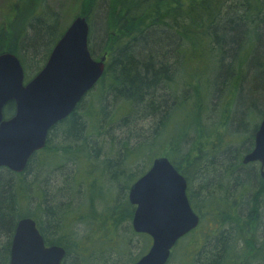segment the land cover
Here are the masks:
<instances>
[{
    "label": "trees",
    "instance_id": "trees-1",
    "mask_svg": "<svg viewBox=\"0 0 264 264\" xmlns=\"http://www.w3.org/2000/svg\"><path fill=\"white\" fill-rule=\"evenodd\" d=\"M95 1L83 0L77 15L86 17L89 24L90 53L94 56L98 49L99 57L106 55L104 72L96 84L98 111L88 109L79 120L76 113L71 114L60 127L63 145L52 149L51 139H47L41 154L42 167L55 162L58 156L87 163L86 144L91 134L89 129L86 133V122L96 130L97 121L107 117L103 103L120 99L135 112L141 107L146 114L149 109L155 122L151 133L138 136L128 156L143 155L138 152L147 148L144 155L149 156L152 145L158 143L152 160L168 158L186 179L193 210L201 217L210 215L219 224L216 231L210 229L202 235L208 238L211 234V241L205 240L201 250L193 251V256L199 254L190 264H264V240L258 247L249 241L259 221L264 231V178L254 167L241 164L242 155L253 146L254 133L264 115V0H109L111 9L106 10L102 25L101 48L91 45L94 22L90 8H94ZM22 16L18 14L20 19L14 24L0 29V53L14 54L25 70L24 57L30 54L32 59L47 47L42 59L45 62L63 32L55 35L45 19L35 17L28 24L29 33ZM19 20L20 26L15 29ZM216 101L221 103L219 119L211 121ZM13 112V103H8L4 116ZM178 112H182L180 120ZM115 116L108 118L113 120ZM126 118L124 114L118 120L125 122ZM227 134H232L228 137L238 145L236 150L223 142L222 136ZM227 152L233 159L221 179L216 170L223 168L224 163L217 158ZM152 160L138 177L147 171ZM33 161L21 175L0 171V235L6 237L0 264H8L11 238L21 218L36 221L46 245L65 250L61 264L79 246L67 227L72 215L58 206L56 210L45 194L32 205L30 190L34 184L23 175L31 170ZM103 164L100 175H107L110 180H117L118 170L124 174L120 167L109 170L106 160ZM208 170H212V175L206 173ZM194 178L200 186L195 193L190 189ZM134 181L125 183V188L129 189ZM93 186H89L90 192ZM100 195L97 192L96 197ZM133 212L134 206L125 197L124 202L114 204L109 219L116 227L130 222ZM233 237L245 247L248 241L247 245L253 246L251 254L244 253L243 246L239 249Z\"/></svg>",
    "mask_w": 264,
    "mask_h": 264
},
{
    "label": "rangeland",
    "instance_id": "rangeland-1",
    "mask_svg": "<svg viewBox=\"0 0 264 264\" xmlns=\"http://www.w3.org/2000/svg\"><path fill=\"white\" fill-rule=\"evenodd\" d=\"M82 3L83 0H0V29L9 23L14 24L19 18L18 14L22 13L21 20L23 24H27L25 26L27 32L29 30L31 33V28H28L30 20L37 17L45 19L50 28H54V34L59 35L81 10ZM108 3L109 0H96L94 8H90L92 10L90 17L94 22L91 45L94 44L100 48L104 43L102 41V25L106 20V10L111 9ZM21 20L15 24V29L19 28ZM46 48L43 47L38 55L32 59L30 54L24 57L27 79L33 77L44 64L42 59ZM95 51V55L92 56L97 59L99 58V51L98 49ZM97 94L98 88L95 86L85 96L77 112L82 114L88 109L91 112L98 111ZM103 104L107 117L97 121L96 130L94 125L86 122V133L89 129L91 134L90 140L88 139L89 142L86 144V152L89 153L87 163L84 160L75 163L74 159L66 160L58 156L55 162L47 163L45 167H42L40 161L44 156L39 155L37 158L39 166L35 167L34 170L32 166L31 170L23 175L25 179L34 184L30 190L32 205L40 201V198L42 199L43 194H45L47 199L56 206V210L58 206L66 214L72 215L68 218L67 227L69 232L75 234L79 246L67 255L65 264H129L134 258L147 251L150 245L147 236L133 233L130 222H121L118 226L113 227L109 217L114 204H120L122 201L124 202L125 197L127 198L128 188H125V183L128 185L134 179L136 180L141 170L148 167L149 159L152 160L153 158L151 155H155L158 151L156 148L160 145L158 146L156 143L152 145L154 148L149 153L150 158L144 155H147L149 148L141 149L138 152V154L143 155L134 154V158L128 156L131 155L130 149L135 146L138 136L141 138L142 133L144 135L151 133L155 122L153 117L149 115L150 112L147 111L149 109L146 110V114L141 107L135 112L129 104L121 103L120 99H117L116 103ZM216 104L217 109L213 112L211 121L219 119L217 115L221 103L216 101ZM101 113L103 112L101 111ZM124 114L128 117L127 120L125 122L118 120ZM109 115H116L115 119L109 120ZM177 118L179 120L182 118V112H178ZM234 124L236 123L234 122ZM61 134L60 128L52 132L49 143L52 149L63 145ZM231 135H223L222 139L225 144L227 143L232 147V150H236L238 145L228 137ZM147 140L150 141V136ZM217 159L224 163L223 168L216 170L218 173L216 176L222 179L225 177V170L232 163L230 160L233 159V156L227 152V154L218 156ZM105 160L108 162L109 170L120 167L124 169V174L118 170L117 180H110L107 175H100ZM206 173L212 175V170H208ZM127 174L130 175L126 177ZM131 177L133 180H129ZM92 184L94 185L93 191L90 192L92 189L89 190V186ZM199 187L197 178H194L191 182V191L198 192ZM97 192H100V198L96 197ZM262 206H264V202H262ZM90 216L93 218L91 219ZM216 228L219 229L218 221L210 215H204L197 228L182 238L172 249L166 264H190L192 259L199 254L193 256V251L201 250L205 240L208 241L211 237V234L208 238L202 237V235L210 232V229ZM246 239L248 240V238ZM263 240L262 221H259L258 229L255 235L250 236L249 241L255 244L258 241L263 242ZM5 242L6 237L3 234L0 235V250ZM245 243L246 247L243 246L245 249L243 251L250 253L253 246L247 245L248 241ZM248 255L245 254V256Z\"/></svg>",
    "mask_w": 264,
    "mask_h": 264
},
{
    "label": "water",
    "instance_id": "water-1",
    "mask_svg": "<svg viewBox=\"0 0 264 264\" xmlns=\"http://www.w3.org/2000/svg\"><path fill=\"white\" fill-rule=\"evenodd\" d=\"M86 17L76 16L53 46L43 67L24 83V71L12 53H0V167L20 173L31 156L44 147L49 130L67 117L101 78L106 56L92 58ZM14 104L4 119L3 109ZM264 166V115L254 133L253 148L243 164ZM263 174V173H262ZM187 182L168 158L153 159L149 169L131 184L128 202L134 206L131 227L151 238L148 251L132 264H166L170 251L199 223L187 194ZM65 250L45 246L31 218L17 221L8 264H61Z\"/></svg>",
    "mask_w": 264,
    "mask_h": 264
},
{
    "label": "flooded vegetation",
    "instance_id": "flooded-vegetation-1",
    "mask_svg": "<svg viewBox=\"0 0 264 264\" xmlns=\"http://www.w3.org/2000/svg\"><path fill=\"white\" fill-rule=\"evenodd\" d=\"M14 105V104H13ZM80 105H81V102H79L77 105H76V107H75V109L73 110V112H71V114H73V113H76L78 116H76L77 117V119L79 120L81 117L80 116H83V113L82 114H79L77 111H78V108L80 107ZM5 110V108L3 109V111ZM71 114H69L67 117H65L64 119H62L61 121H59V122H57L50 130H49V132H48V134H47V138H46V141H45V144H44V147L43 148H41L40 150H38V151H36L32 156H31V158H30V160L31 159H33L34 161H33V170L35 169V167H37V166H39V162H38V160H37V158H39V155H41L42 154V152H43V149L45 148V145H46V142H47V139L48 138H50L51 137V134H52V132L53 131H55L56 129H58V128H60V127H62V123L64 122V121H66V119L71 115ZM12 116V115H11ZM11 116H9V117H11ZM9 117H5L4 119H7V118H9ZM29 160V161H30ZM29 163V162H28ZM27 166H28V164H27ZM243 166H251V167H254L255 168V170L256 171H258V174H259V176L261 177V178H264V166H263V168H262V170H261V166H260V164L258 163H253V164H248V165H243ZM27 168V167H26ZM26 168H25V170H26ZM1 170H5V172L7 171V172H9V173H11V175H21V174H23L24 172H20V173H16V172H13V171H11V170H9V169H7L6 167H0V171ZM24 170V171H25ZM263 173V174H262ZM38 199V198H37ZM195 213L198 215V217H199V223H198V225L201 223V220H202V217H201V215L198 213V212H196L195 211ZM35 222V224H36V227H37V223H36V221H34ZM197 225V226H198ZM197 226H196V228H197ZM195 228V229H196ZM37 229H38V227H37ZM194 229V230H195ZM194 230H192V231H190L188 234H186V235H184L183 237H181L180 239H178V241H180L182 238H184L185 236H187V235H189L191 232H193ZM213 230H217V228L216 229H213ZM39 231V230H38ZM216 234V233H215ZM13 236V235H12ZM147 236V235H146ZM148 237V236H147ZM12 239V238H11ZM148 239H149V241H150V237H148ZM233 239V241H235V243L238 245V248L242 245V244H240L239 242H238V240H234V237L232 238ZM44 240V239H43ZM178 241L176 242V244H175V246L177 245V243H178ZM44 244H45V242H44ZM259 244H262V242H260V241H258L257 243H255L254 245L256 246V247H258V245ZM45 246H47L46 244H45ZM243 246V245H242ZM241 246V247H242Z\"/></svg>",
    "mask_w": 264,
    "mask_h": 264
},
{
    "label": "bare ground",
    "instance_id": "bare-ground-1",
    "mask_svg": "<svg viewBox=\"0 0 264 264\" xmlns=\"http://www.w3.org/2000/svg\"><path fill=\"white\" fill-rule=\"evenodd\" d=\"M163 94H164V91H163ZM246 154H247V153H246ZM244 155H245V154H244ZM244 155H242V158H241V164H242V165H248V164H253V163H257V164H258V162H250V163H247V164H243V163H242V159H243ZM39 233H40V232H39ZM40 234H41V233H40ZM41 236H42V235H41ZM48 246H52V245H47V247H48Z\"/></svg>",
    "mask_w": 264,
    "mask_h": 264
}]
</instances>
